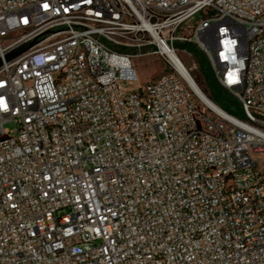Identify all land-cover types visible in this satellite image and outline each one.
<instances>
[{
    "label": "built area",
    "instance_id": "built-area-1",
    "mask_svg": "<svg viewBox=\"0 0 264 264\" xmlns=\"http://www.w3.org/2000/svg\"><path fill=\"white\" fill-rule=\"evenodd\" d=\"M0 62V264H264V0H0Z\"/></svg>",
    "mask_w": 264,
    "mask_h": 264
},
{
    "label": "trees",
    "instance_id": "trees-1",
    "mask_svg": "<svg viewBox=\"0 0 264 264\" xmlns=\"http://www.w3.org/2000/svg\"><path fill=\"white\" fill-rule=\"evenodd\" d=\"M177 47L192 55L198 64L199 75L193 79L202 93L225 112L243 118L239 103L218 84L205 55L193 43L177 44Z\"/></svg>",
    "mask_w": 264,
    "mask_h": 264
},
{
    "label": "rangeland",
    "instance_id": "rangeland-1",
    "mask_svg": "<svg viewBox=\"0 0 264 264\" xmlns=\"http://www.w3.org/2000/svg\"><path fill=\"white\" fill-rule=\"evenodd\" d=\"M198 18H199V15H197L194 18V21L198 20ZM181 44H183V43H180V45ZM177 51H178L179 59L181 60L183 65L186 67V69H188V71H190L191 76L193 78L198 76L199 75V67H198V64L196 63V61L194 60L193 56L190 55L185 50L180 49L178 47H177ZM140 52L143 54V56H140V57L133 59V64H134V67H135V70H136V73L138 76V80H139L140 84H145L147 82H153L163 72L164 66H163L161 60L157 56L146 54L147 52H149L148 49H143ZM127 53L132 55V54L137 53V51H127ZM200 89H201V87H200ZM5 127L8 128L9 130L12 129V126H10V125H6ZM252 157L255 160L264 161V157H260L258 155H254V154H252Z\"/></svg>",
    "mask_w": 264,
    "mask_h": 264
},
{
    "label": "water",
    "instance_id": "water-1",
    "mask_svg": "<svg viewBox=\"0 0 264 264\" xmlns=\"http://www.w3.org/2000/svg\"><path fill=\"white\" fill-rule=\"evenodd\" d=\"M34 42H29L26 44H23L16 49L12 50L9 54L6 55L5 60L6 61H11L14 58L20 56L21 54L25 53L29 48L33 46ZM1 65V62H0Z\"/></svg>",
    "mask_w": 264,
    "mask_h": 264
},
{
    "label": "bare ground",
    "instance_id": "bare-ground-1",
    "mask_svg": "<svg viewBox=\"0 0 264 264\" xmlns=\"http://www.w3.org/2000/svg\"><path fill=\"white\" fill-rule=\"evenodd\" d=\"M191 86L193 87V89H195L196 92H198V90L194 87L192 83H191Z\"/></svg>",
    "mask_w": 264,
    "mask_h": 264
}]
</instances>
